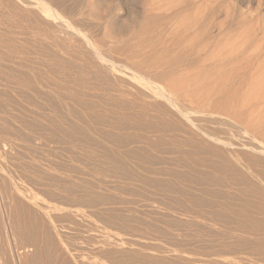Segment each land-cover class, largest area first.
Listing matches in <instances>:
<instances>
[{
    "label": "bare ground",
    "instance_id": "bare-ground-1",
    "mask_svg": "<svg viewBox=\"0 0 264 264\" xmlns=\"http://www.w3.org/2000/svg\"><path fill=\"white\" fill-rule=\"evenodd\" d=\"M69 1L0 0V264H98L102 257L112 264H160L163 257L158 259L154 245L149 246L156 229L163 228L156 221L146 219L149 224L138 226L132 223L135 214L112 220L120 229L113 231L117 228L121 235L155 230L150 241L143 233L99 239L89 230L84 236L86 224L79 226L85 207L94 211L117 205L114 196L132 193L161 197L146 207L164 226L181 222L201 234L200 243L178 244L186 254L189 248L195 251V257L180 255L184 264H264V83L253 88L254 97L249 94L262 62L249 61L241 46L217 58L214 51L208 54V43L203 54L195 46L200 52L188 54L181 37L185 42L200 32L181 36V1L159 8L162 28L145 25L147 37L136 33L135 38L126 37L137 23L122 29L114 17L122 0ZM94 19L102 20L97 29L91 26ZM191 23L184 28L188 33L197 29ZM209 25L202 34L208 41L220 30ZM222 72L226 76L219 80ZM205 74L217 77L220 86L212 82L216 91L203 88L202 97L197 93V99L211 101L197 110V103L193 108L184 97L181 102V79L189 89ZM221 85H228L226 92ZM46 150H58L79 164L69 165ZM20 181L41 186L62 199L63 207L36 196L38 201L35 191L30 194L32 188L28 192L30 186L23 188ZM59 210L60 215L52 214ZM52 219L83 232L78 227L58 230ZM174 251L169 254L177 259Z\"/></svg>",
    "mask_w": 264,
    "mask_h": 264
},
{
    "label": "rangeland",
    "instance_id": "rangeland-1",
    "mask_svg": "<svg viewBox=\"0 0 264 264\" xmlns=\"http://www.w3.org/2000/svg\"><path fill=\"white\" fill-rule=\"evenodd\" d=\"M67 1V2H66ZM179 1H181V36L182 35H185V33H186V36L188 35H190L191 33H196V30H198L197 31V33L198 32H200L199 34H197V35H199L198 37L196 36V34L194 35V39H192V37L191 36H189V38L190 39H188L187 38V40L185 41V42H182V37H181V48L182 47H187L189 50H188V54H193V55H195V54H197L198 52H200V50H197V49H201L202 50V48L205 46V45H208V44H210L209 46H207V52H208V54H213L214 52H216L217 53V55L215 56L216 58L217 57H220V55H222V53H223V55H224V53H225V55L226 54H230V53H232V51L233 52H236V50L238 49L239 51H240V49H242L243 51H245V52H247L246 53V55L248 54V52H249V54H250V56L252 57L253 55H254V53L255 54H257L258 56H260V57H258L257 55H255L256 57H254V59L253 58H251L250 56H249V54H248V58H249V61H252V60H254V62L258 65L260 62H258V61H261L262 62V66H261V68H260V70L258 71L259 72V76H258V78H257V81L255 82L257 85H255V83H253V85H252V92H251V90L249 89V94L250 93H252V96L254 97V95H253V88H256L259 84L260 85H262L263 83H264V59H263V57H264V0H122V4L120 3V7L118 6V10L117 11H115V13H114V17H117V18H119L120 20L118 21V25H120V27L122 28V29H128L129 27H132L131 25L134 23V21L137 23V25L138 26H136L135 27V30H134V28H133V30H131V33H133V34H129V37H126V38H133L134 36L136 37V35L138 34V35H140V36H143V37H147V33L145 32V30H146V28H145V25L147 26L148 24L150 25V26H155L154 24H158L157 26H155V27H160V28H162L161 27V25L159 26V24L161 23V21L157 18V16H158V12H159V15H160V12H161V10L159 9V8H161L162 7V5L164 6V5H170L171 3H175L176 4V2H179ZM194 1V2H193ZM65 2H66V4L68 5V3H72V1H69V0H65ZM197 2V3H196ZM173 3V4H174ZM69 5H71V4H69ZM193 5V6H192ZM167 6L165 7V8H167ZM158 7V8H157ZM170 7V6H169ZM188 7V8H187ZM187 8V9H186ZM156 10V11H155ZM159 10V11H158ZM157 14H156V13ZM100 13L101 14H104V15H107V12L105 11H100ZM154 15H156V16H154ZM153 17V18H152ZM149 18V19H148ZM151 18V19H150ZM178 18H180V17H178ZM82 19V18H81ZM157 19V20H156ZM140 21V22H138V21ZM151 22H150V21ZM159 20V21H158ZM192 20H194L196 23H193V21ZM147 21V22H146ZM190 21L193 23V24H196L197 25V29L195 28V29H189V33H188V31L186 32V29H184V28H186V24H189L190 23ZM210 21V22H209ZM212 21V22H211ZM214 21V22H213ZM93 22V23H92ZM91 22V26H92V28L94 27L95 29H97L98 27H100V26H98V25H102L101 23H102V20L101 19H94L93 21ZM149 22V23H148ZM157 22V23H156ZM160 22V23H159ZM96 23V24H95ZM191 23V24H192ZM144 24V25H143ZM215 25L216 24V26H218L219 27V29L222 31V32H220V30H219V32H216L215 31V33H214V35H215V38L214 39H211V40H207L206 38H208V36L207 35H205V38H204V36H202V34H204V31H205V29L204 28H206V27H208V25ZM143 27H142V26ZM209 25V26H210ZM150 26H147V28H149L150 29ZM206 26V27H205ZM151 27V28H152ZM137 28V29H136ZM154 28V27H153ZM160 28H158L157 30H161ZM155 30H156V28H154ZM184 29V31L182 32V30ZM137 30V31H136ZM192 30L194 31V32H192ZM133 31V32H132ZM136 31V32H135ZM143 32H145L144 34H141V33H143ZM185 32V33H184ZM203 32V33H202ZM135 33V34H134ZM137 33V34H136ZM183 33V34H182ZM227 33V34H226ZM200 34H201V36H200ZM130 35H132V36H130ZM134 35V36H133ZM146 35V36H145ZM207 36V37H206ZM134 37V38H135ZM230 40H229V39ZM200 39V40H199ZM202 39H204V40H202ZM193 40L195 41V42H193ZM189 41V42H188ZM192 41V42H191ZM205 41V42H204ZM231 43V45H230V43ZM233 41V42H232ZM201 44H200V43ZM183 43L185 44L184 46H183ZM190 45H189V44ZM193 43V44H192ZM208 43V44H207ZM237 43V44H236ZM192 44V45H191ZM194 44H196V45H194ZM226 44H229V45H226ZM233 44V45H232ZM211 45H213V46H211ZM244 45V46H243ZM246 45V46H245ZM194 46H195V48H197V49H195L194 48ZM234 46V47H233ZM241 46V48L239 49V47ZM225 48V49H224ZM234 48H236V49H234ZM229 49V50H228ZM254 49V50H253ZM256 49V50H255ZM191 50H195L194 52L195 53H191L190 51ZM212 50V51H211ZM219 50V51H218ZM250 50V51H249ZM206 50L205 49H203L201 52L202 53H200V54H203V52H205ZM214 51V52H213ZM228 51V52H227ZM210 52H212V53H210ZM253 52V53H252ZM257 52H259V53H257ZM262 52V53H261ZM216 53H214V54H216ZM206 54V53H205ZM220 54V55H219ZM251 54H253V55H251ZM261 54V55H260ZM256 58H259V59H257L256 60ZM262 59V60H261ZM226 61H227V59H226ZM257 61V62H256ZM203 67H199V69H202ZM205 68V67H204ZM198 69V70H199ZM263 69V70H262ZM191 70V72L193 71V70H195V72H196V70H197V67H196V69L195 68H193V69H190ZM189 71V70H188ZM188 71H186V72H188ZM211 71H214V70H212L211 69ZM190 72V71H189ZM195 72L193 71V73L192 74H195ZM197 73H198V71H197ZM207 76H208V79H209V77H212V76H210V75H208V74H205V76H201L200 78L198 77V78H196L195 80H198V81H200L201 82V84H200V82H198L196 85L194 84V86H195V88H194V86L193 87H189V89H187L188 87V82H184V81H186L185 79H184V81H183V79H181V87H183L184 86V90H183V88L180 90V92H181V102H186L187 104H190V105H192V107L193 108H195V106H196V104L195 103H197L198 104V106H196V108L195 109H199V110H201V109H203L204 107L206 108L207 106L209 107V105L211 104L210 102L211 101H209V99L205 96V97H203V98H201L202 96H204L203 94H205L202 90H204V89H209V90H211V91H216L217 89H215L214 87L215 86H217L216 88H218L219 86H220V84H219V82H216L218 79L220 80V79H224L223 77L224 76H226V74H224V72H222V73H219V74H217V77H218V79L216 80V78L217 77H212L213 79L212 80H210L209 82H205L204 81V83L201 81V79H204V80H206L207 79ZM223 76V77H222ZM222 77V78H221ZM216 80V81H215ZM261 81V82H260ZM212 82H216L218 85H216L215 84V86H213L214 85V83L212 84ZM259 82V83H258ZM185 83H186V87H185ZM209 85V86H208ZM259 85V86H260ZM204 86V87H203ZM205 86H206V88H205ZM222 86H223V88H222ZM256 86V87H255ZM258 86V87H259ZM212 87V88H211ZM224 87H225V89H224ZM228 87V85L227 86H224V85H221V88H222V90L224 91L225 90V92L227 91L226 90V88ZM204 88V89H203ZM221 88H219V89H221ZM213 89H215V90H213ZM218 89V90H219ZM189 92H188V91ZM255 90V89H254ZM187 93H186V92ZM198 91H200V92H198ZM202 91V92H201ZM256 92H257V90H255ZM184 93V95L185 96H182V94ZM186 93V94H185ZM193 93V94H192ZM197 93H200V100L199 99H197L198 98V94ZM191 94V95H190ZM255 94V93H254ZM187 95V96H186ZM194 95L196 96V98L194 97ZM206 95V94H205ZM251 95V94H250ZM189 96H190V98H192V96H193V100L191 101V100H188V98H189ZM182 97H184L183 98V101H182ZM186 97H187V100H186ZM205 98H207V99H205ZM202 99V100H201ZM247 99L249 100V99H251V97L249 96V97H247ZM247 99H245V100H247ZM204 100H207L206 102H207V105L205 104V105H203L204 104ZM247 100V101H248ZM251 100H253V98L251 99ZM191 101V102H190ZM193 101H195V102H193ZM200 101H202V103L203 104H201V102ZM209 101V102H208ZM250 101V100H249ZM183 102V103H184ZM200 102V103H199ZM210 103V104H209ZM193 104L195 105V106H193ZM202 105V107L200 108V106ZM204 108V109H205ZM197 109V110H198ZM58 150H56V152H57ZM45 153H49V154H51V155H55V153L56 152H54L53 154H52V152H49V150H46V151H44ZM43 152V153H44ZM37 156H39V157H42L43 156V154H42V151L40 150L39 151V155H38V153L36 154ZM56 155L57 156H59V157H61V158H63V159H66L67 160V158L66 157H64V156H62L61 154H60V151L59 152H57L56 153ZM55 155V156H56ZM53 157V158H56V157ZM57 159H59V158H57ZM41 160V159H40ZM69 160V159H68ZM67 160V163L70 165V164H72L73 163V165H77L78 166V164H77V162L76 161H74L73 162V160L72 161H68ZM44 162V161H43ZM54 168H57V167H54ZM58 169V168H57ZM87 178H90V177H88V176H86ZM23 183H24V181H23ZM25 184V185H24ZM24 184H22V182L20 181L19 182V185L20 186H22L23 188H25V187H27V186H30V189H28L29 187H27L26 188V190L29 192L30 190H31V185H29V183H24ZM32 186H34L33 188H32V191L31 192H29L30 194H32L33 193V191H35L36 192V190H37V192L35 193L34 192V197L39 201V199H38V197L40 198V199H42V200H40V201H44V202H49V203H52V204H56L57 206H61V207H63L62 206V203L61 202H63V200L62 199H60L59 197H53V196H49L48 194H46L43 190H41V186H36V185H32ZM35 187H37V188H35ZM38 187H39V190L40 191H42V192H40L39 190H38ZM42 189H44V188H42ZM41 194H40V193ZM43 193H44V195H43ZM115 193V192H114ZM118 192H116V194H117ZM38 194V195H37ZM134 195L135 197H133V196H130V195ZM132 194H120L121 196H125V197H121L119 194H117V197L116 196H114L113 197V199L114 198H116L117 200L119 199V201L120 202H122V198L124 199L123 200V203H122V205H121V203L119 202V201H117V205H116V203L115 202H111V203H109V204H107V206L105 205H103V206H98V208H95L94 209V211L92 210V209H90L91 211H93L94 213H90V210H89V208L88 207H85L87 210H84L85 208H83V210L84 211H86V212H88V213H84V215L86 214V217L84 218L85 219V221L83 220L82 222H81V225H79V226H83L84 225V223L86 224V226L89 224V225H91L90 226V228L87 226H85L84 228H87V229H84V228H82V229H80L78 226H74L73 224L71 225L70 223H67V222H65V223H63L62 222V224H61V221H60V224H61V226H60V224H59V221H55V220H51L54 224H55V228L56 229H58V230H62L63 228L62 227H66V228H68V229H73L74 227H78L77 229H79V231L82 233L83 231L85 232V231H87V232H85V233H83V235L84 234H89L88 232H89V230H90V232H91V234L93 233V234H97L98 236H99V239H100V237H107L108 236V238L109 239H114V235H115V233H118L117 235H115V237H118V236H120L121 238H127V236H128V238L131 236V235H137V234H141L140 236H144V235H146L145 237H149V236H151L152 238H155V237H157V238H159V239H157V238H155V239H152L153 241H157V240H159L158 242H160L159 244H158V242H155V244H154V242L151 240V244L152 245H149L150 244V237H149V241H147L149 244V246H150V248H153V254L155 255V256H158L159 258L158 259H160L161 257H165L164 259L163 258H161L160 260H162L161 262L163 263V264H178V262H180V261H183V260H180L181 259V256H184V255H190V256H192V257H195L196 255H193V253H191V251L192 252H194V254H195V251H193V250H191V248H189V250H186V251H188V253L186 254V253H184L183 252V250H184V247H181V245L179 246L178 244H181L180 242H184V243H191V244H193V242H195L194 244H196V243H200V242H198V241H201V240H199L200 238L202 239V237H201V234L200 235H198L197 234V232H193V229L191 228H189L188 227V229L186 228V226L184 227V226H181V222L179 223H177V224H175L173 227L172 226H167L166 224H165V226H164V224H162V223H164V221H160V220H156V216L154 217H152V215H151V213L147 210L148 209V207H146V205L147 204H149V203H151V202H153V200L155 201V202H153V203H155L154 205H157V203H158V200H159V198H161L160 196H158V195H152V194H150V193H148V194H150V195H148V194H146L144 197H147L146 199L141 195V196H137L136 197V195L137 194H134V193H132ZM33 195V194H32ZM40 195H42L41 197H40ZM45 195H46V197H45ZM139 195V194H138ZM157 196L158 198H154V197H152V196ZM36 196H38V197H36ZM48 196V197H47ZM148 196H150V197H148ZM44 197L46 198V201L44 200ZM50 197V198H49ZM119 197H121V199L119 198ZM127 197V198H126ZM133 197V198H132ZM54 198V199H53ZM134 198H135V201L137 200L138 202H139V204H141V206L138 204V202L136 203L135 201H133L134 200ZM137 198V199H136ZM143 198H144V200H143ZM151 198H154V199H151ZM49 199H51V200H49ZM58 199V200H57ZM59 199H60V201H59ZM116 199L115 200H113V201H116ZM127 199V200H126ZM133 199V200H132ZM140 199H142L141 201H145L144 203H142V202H140ZM171 199V200H170ZM168 198V200L166 201V202H171L170 204H173V200H172V198ZM129 200V201H128ZM151 200V201H150ZM131 201V202H130ZM148 201V203H146ZM157 201V202H156ZM160 201V200H159ZM128 202H130V203H128ZM133 202V203H132ZM114 203H115V205H114ZM120 205H119V204ZM126 205H125V204ZM153 203H151V204H153ZM160 203V202H159ZM59 204V205H58ZM111 204L114 206H111ZM129 204V205H128ZM132 204H136V205H132ZM143 204H145V205H143ZM109 205V206H108ZM125 205V206H124ZM128 205V206H127ZM131 205H132V207H131ZM138 205V206H137ZM121 208H120V207ZM127 206V207H126ZM100 207V208H99ZM104 207L105 208H107V209H104ZM110 207H111V209H110ZM117 207V208H116ZM124 207V208H123ZM137 207V208H136ZM138 207H139V209H138ZM142 207V208H141ZM113 208V209H112ZM115 208V209H114ZM130 208H133L134 210L135 209H137V210H139V211H133L132 209H130ZM144 208V209H143ZM146 208V209H145ZM120 209V210H119ZM125 209V210H124ZM89 210V211H88ZM99 210H103V211H99ZM105 210V211H104ZM108 210H109V212H108ZM113 210H116L115 212L113 211ZM127 210H129V211H127ZM143 210V211H142ZM144 210H145V212H144ZM124 211V212H123ZM132 211V212H131ZM62 213V211H60L59 210V212L58 211H53L52 212V214H55L54 216H58V215H60L61 213ZM98 214H97V213ZM103 212V213H102ZM104 212H105V214H104ZM122 212V213H121ZM126 212V213H125ZM127 212H130V213H127ZM58 213V214H57ZM117 213V214H116ZM132 213V214H131ZM145 213V214H144ZM87 214H90V215H87ZM93 214H94V216H93ZM96 214V215H95ZM101 214V215H100ZM108 214H110V216L108 215ZM115 214V215H114ZM118 214H123L126 218H129V215H133L134 216V214H135V217H133V219H134V221L132 222V223H134L135 225H136V223H137V225L138 224H140V225H138V226H143V225H141V223L143 222L144 223V221L145 222H147L146 224H149V222L147 221V220H149V219H151L150 221L153 223V221H156V222H158V226H159V228H160V226L161 227H163V228H160V229H156L157 230V233H155L153 230H151V229H147V227H144L145 229H147L146 231L144 230L143 232H138L137 231V233L135 234V232L134 231H128L129 233H127V235L126 234H124L123 235V232H122V235L119 233V231L118 230H120L119 229V226L118 225H116L115 223H114V221H116V216L118 215ZM127 214V215H126ZM129 214V215H128ZM139 214H141V216H139ZM92 215V217H93V219H92V217H90ZM106 215V216H105ZM108 215V216H107ZM87 216H89V219L91 220H88L87 218ZM98 216V217H97ZM100 216H102V217H100ZM114 216V217H113ZM136 216H138V219H140V217L142 218V220L140 219V220H136L137 219V217ZM143 216H145V217H143ZM100 217V218H99ZM108 217H109V219H108ZM147 217V218H146ZM107 219V220H104V219ZM112 218V219H111ZM116 218V219H115ZM136 218V219H135ZM145 218V219H144ZM87 219V220H86ZM98 219V220H97ZM111 219V220H110ZM147 219V220H146ZM154 219V220H153ZM93 220V221H92ZM112 220H114V221H112ZM87 221V222H86ZM98 221H100V222H98ZM105 221V222H104ZM141 221V222H140ZM84 222V223H83ZM89 222V223H88ZM106 222H108L107 223V226H106ZM110 222V223H109ZM112 222H113V225H111L112 224ZM150 222V223H151ZM159 222H160V224H159ZM88 223V224H87ZM142 223V224H143ZM155 223V222H154ZM54 224H53V227H54ZM63 224H67V225H65V226H63ZM70 226H73V227H70ZM83 224V225H82ZM102 224V225H101ZM104 225H105V227H104ZM178 225H179V227H178ZM70 228H69V227ZM93 226V227H92ZM96 226V227H95ZM109 226H110V228H109ZM166 226H167V228H166ZM95 228L94 230H92V228ZM98 227V228H97ZM104 227V228H103ZM107 227V228H106ZM111 227H112V229H111ZM115 227H117L118 228V230H117V228H116V231H118V232H116V231H113V229L115 230ZM180 227H182V228H184V233H182L183 232V229L181 230V229H179ZM176 228V229H175ZM84 229V230H83ZM162 229L163 230H165V232H167L166 230H168V233H161V231H162ZM179 229V230H178ZM83 230V231H82ZM92 230V231H91ZM96 230H97V232H96ZM104 230V231H103ZM113 232H112V231ZM149 230H151L150 232H152V233H150L149 232ZM160 232H159V231ZM175 230H178V233H176L177 231H175ZM193 232H191V231ZM101 231V232H100ZM127 231V230H126ZM126 231H125V233H126ZM181 231V232H180ZM96 232V233H95ZM100 232V233H99ZM134 232V233H133ZM149 232V233H148ZM156 234H154V233ZM180 232V233H179ZM104 235H103V234ZM105 233H108V234H105ZM111 233H113V234H111ZM142 233L144 234V235H142ZM161 235H160V234ZM175 233H176V241L178 240H181V241H179V243H178V241H177V243L175 242V240H173V238L175 237ZM187 234V236L186 235H184V234ZM190 233H191V235H190ZM86 234V235H87ZM101 234H102V236H101ZM111 234V235H110ZM153 234V235H152ZM165 234V235H164ZM178 234H183L182 236H180V237H182V238H180V239H177V237L179 236ZM86 235H84V236H86ZM126 235V236H125ZM154 235H155V237H154ZM173 235H174V237H173ZM125 236V237H124ZM161 236H165L164 237V239H163V237H161ZM191 236V237H190ZM192 236H195L194 237V239H193V237ZM160 237H161V239H160ZM186 237H188L187 239L188 240H185L186 239ZM119 238V237H118ZM157 239V240H156ZM161 240V241H160ZM162 240H164V241H162ZM173 240V241H172ZM197 242H196V241ZM193 241V242H192ZM162 242H163V244H162ZM173 242H175V244H176V249L174 248L175 247V244L173 243ZM182 242V243H183ZM157 243V244H156ZM173 243V244H172ZM193 244V245H194ZM154 245V246H153ZM159 245V246H158ZM151 246H153V247H151ZM158 246V247H157ZM162 246H163V249L164 248H166V249H164V251H166V252H164V251H162V249H160V248H162ZM169 247V248H168ZM187 247H186V249H188ZM157 249H159L158 251H157ZM171 249V250H170ZM152 250V249H151ZM150 250V251H151ZM162 252H164L165 254H167V255H165L164 256V253H163V255L162 254H160V253H162ZM175 250V251H174ZM146 251V250H145ZM149 251V250H148ZM168 251V252H167ZM177 252L178 254H176V256H177V259H176V257H173V256H175V254L173 253L172 255L171 254H169L170 252ZM152 252H150V253H152ZM171 252V253H172ZM190 252V253H189ZM172 256V258L170 257L169 258V256ZM178 255H179V258H178ZM181 255V256H180ZM167 257V258H166ZM100 258V257H99ZM175 258V259H174ZM198 258V257H197ZM101 259V258H100ZM173 259V260H172ZM101 260H103L102 262H98V264H112V263H110V262H108V261H106L107 260V258H105V260L103 259V257H102V259ZM160 260H159V262H160ZM167 260V261H166ZM172 260V261H171ZM175 260V262H173ZM171 261V262H170ZM161 262H160V264H161ZM169 262V263H168ZM173 262V263H172ZM218 263V262H217ZM216 263V264H217ZM181 264V263H180ZM182 264H184V261L182 262ZM219 264H222V262H219Z\"/></svg>",
    "mask_w": 264,
    "mask_h": 264
}]
</instances>
